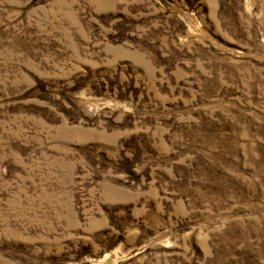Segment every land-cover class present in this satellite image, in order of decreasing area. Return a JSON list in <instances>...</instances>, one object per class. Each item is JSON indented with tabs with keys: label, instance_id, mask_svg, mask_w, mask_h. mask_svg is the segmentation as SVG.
Masks as SVG:
<instances>
[{
	"label": "rangeland",
	"instance_id": "rangeland-1",
	"mask_svg": "<svg viewBox=\"0 0 264 264\" xmlns=\"http://www.w3.org/2000/svg\"><path fill=\"white\" fill-rule=\"evenodd\" d=\"M0 264H264V0H0Z\"/></svg>",
	"mask_w": 264,
	"mask_h": 264
}]
</instances>
